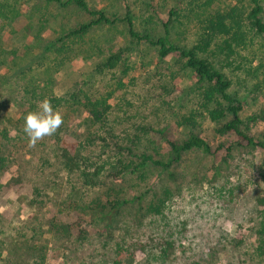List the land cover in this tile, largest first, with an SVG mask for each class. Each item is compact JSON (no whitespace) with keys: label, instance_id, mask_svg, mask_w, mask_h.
Masks as SVG:
<instances>
[{"label":"rangeland","instance_id":"obj_1","mask_svg":"<svg viewBox=\"0 0 264 264\" xmlns=\"http://www.w3.org/2000/svg\"><path fill=\"white\" fill-rule=\"evenodd\" d=\"M86 1L92 8H106L109 15L116 13L121 17L126 12L125 3L130 4L136 29L155 36L164 32L162 21L150 6L156 5L163 19L167 18L168 8L177 7L181 16L173 22L171 39L188 46L198 42L206 14L205 10L196 8L199 2L190 3V0ZM206 1L209 11L239 0ZM260 2L264 19V0ZM7 3H14L21 12L10 25L0 18V47L7 52V58L15 57L18 68L32 66L38 83L48 78L53 93L68 102L53 107L62 116L57 131L31 144L23 132V117L37 109L29 108L21 88L9 87L10 74L9 80H0V156H5L8 168L0 180H6L10 170L18 167L23 180L20 189L17 185L10 191L4 186L0 192V264H117V261L127 264L134 242L147 241L149 235H169L177 241V249L168 257V264H251L246 263L243 253L247 244H255L250 233L258 224L259 210L263 208L260 202L264 195V149L240 147L230 152L219 150L213 155L191 151L174 166L175 178H170L162 168L148 166L143 171L144 177L138 171L125 179L108 176L99 186L80 184L75 175L60 168L57 151L59 147L72 148L79 136L90 134L85 126L75 136L67 130L85 119L82 101L86 96L93 100L107 98L111 105L106 123L91 128L93 137L96 134L106 139L105 142L101 138L93 147L99 149L102 159L116 161L118 152L103 147L114 142L128 143L137 152L164 156L158 136L163 128H169L180 138L195 129L214 148L221 144L230 146L235 137L215 133L216 124L203 107L201 89L186 74L182 62L173 63L171 57L160 58L155 46L141 41L124 55L118 67L102 69L101 62L111 49L130 45L124 21L95 27L80 42L64 37L70 49L46 52L43 47L48 41L88 23L91 16L75 6L0 0L1 6ZM41 27L46 30L42 31ZM37 32L40 41L35 38L39 37ZM34 42H39V46L33 45ZM27 45L33 47L28 50ZM253 50V54L241 53L239 68L235 66L237 62L225 68L232 81L230 91L242 101L243 119L264 111L261 34L257 33ZM42 55L45 56L40 58ZM11 71L5 64L0 69V73ZM191 115L196 121L194 126H178L179 120ZM252 125L254 134L264 139V122ZM166 190L170 191L167 208L163 214L151 216L145 210L150 203L164 198ZM142 194L141 203L132 200ZM66 205L69 208L64 210ZM78 206L82 210L76 211ZM73 208L80 216L72 213ZM59 214L66 215L65 219L70 221L80 219L81 227H86L88 232L78 236L64 227H55ZM241 239L245 243L236 245ZM118 247L122 249L120 252ZM144 260L145 256L136 254V263Z\"/></svg>","mask_w":264,"mask_h":264},{"label":"trees","instance_id":"obj_2","mask_svg":"<svg viewBox=\"0 0 264 264\" xmlns=\"http://www.w3.org/2000/svg\"><path fill=\"white\" fill-rule=\"evenodd\" d=\"M32 1L36 3H54L60 7L75 6L81 8L86 14L91 16V20L88 23H82L79 27L70 29L63 37L48 41V44L43 47L44 51L64 52L70 49L64 37H71L74 43L80 42L95 27L114 26L118 22L124 21L128 26L131 46L127 45L117 50L111 49L109 55L101 62L102 69H114L118 67L122 63L124 55L141 41L155 46L158 49L160 58L171 57L173 63L182 62L186 74L201 89L200 98L203 107L207 110L209 119L216 124L215 133L219 136H228L230 134L235 137L233 144H230V146L225 147V145L221 144L214 148L207 138L195 129L189 130L184 138H180L178 134L170 131L169 128H163L158 131V136L163 143L164 156L157 157L153 153L146 151L137 152L128 143L120 144L119 142H114L112 145L105 143L103 147L109 149V151L114 148L118 152L116 161H110L107 157L102 159L101 155H99L102 153H99V149H93V147L97 145L96 142L101 138L104 141L106 139L96 134L93 137L91 128L95 126L99 127L106 123L111 105L107 98L102 97L93 100L86 96L82 101L85 119H82L75 127L74 125H70L67 130L75 136L76 132H80L81 127L85 126L86 131L90 132V134L85 133L82 137H78L77 135L76 145H73L72 148L59 147L57 151L60 168L68 174L75 175L80 184L87 187L99 186L108 176L112 179H125L130 175H135L138 171L140 172V176L144 177L143 171L148 166L162 168L168 172L170 178H175L174 166L182 160L186 153L191 151H200L206 155H213L219 150L230 152L233 148L240 147L264 149V139L254 134L252 129V123L264 122V111L253 117L243 119L241 116L242 101L235 96V93L230 91L232 81L225 72V68L235 65L236 62L238 65L235 66H239L241 53H254V39L257 37V33L261 34L264 38L263 7L260 0H246V3H244L245 0H239L238 2L229 1L209 11H207L208 7H205L207 5L206 0H190V3L194 1L199 2L196 4V8L199 10L203 9L206 13L201 27L202 31L200 29L199 40L192 46L182 45L171 39L173 22L181 16V10L177 7L168 8L166 11L167 18L163 19L160 12L156 9V5L150 6V10L162 21L164 32L161 36H155L148 32L142 34L136 29L135 15L130 4L127 3H125V15L121 17L116 13L109 15L106 8H92L86 0ZM208 1L214 2V0ZM0 8H2L0 10V18L4 22L6 20L9 21L7 25L12 24V21L20 16L21 11L14 6V3H7L2 6L0 4ZM40 18L45 20L44 17ZM190 18V15H188V19ZM41 28L42 31L46 30V27ZM39 34L40 32H37L36 36L39 37H35L37 41H40ZM58 42L61 43L59 47L57 46ZM35 43L33 45L39 46V42ZM33 45H27L26 47L29 50ZM7 55V52L0 47V69L5 64V67L12 70L11 73H0V80L3 82L5 79L9 80L10 74L12 85L9 87L11 89L17 87L22 89L25 102L29 103L31 110L38 109V104L45 98L48 99L52 107H59L68 102L63 97L53 93L48 78L43 79L42 83H38L37 80L39 79L33 73L34 69L32 66L26 67L28 65H25L24 69L18 68L19 64L15 57L10 60L7 58ZM44 56L42 55L40 58ZM120 84L122 85L123 83ZM193 116L183 117V119L178 121V126H194L196 121ZM262 138H264V131ZM105 149H103V152L106 151ZM129 157L132 159L127 161L126 158ZM5 161V156H0V179L2 178L1 175L4 174L3 172L8 169L5 166ZM218 169L220 172V168ZM262 174L264 180V170ZM21 184H23L22 173L19 167L13 168L10 170L9 177L6 180H0V192L4 186L9 188L10 191H13L17 185L20 189ZM169 195L170 191L166 190L164 198H160L157 203H150L148 208H145V211L150 213L151 216L153 214H163L164 209L167 208L165 204L170 200ZM143 198L142 194L134 197L132 200H137L141 203ZM262 198L260 203L263 208L259 210V222L251 229L250 233L255 239V244H247L245 246L246 250L243 253L246 263L264 264V195ZM123 202L127 203L128 201ZM68 208L69 205H66L63 209L66 210ZM77 209L82 210L79 206L76 208V211ZM74 211L75 209L73 208L72 213H75ZM75 214L76 216H80L79 212ZM59 215L57 216L55 227H64L70 233L78 236H82L88 232L86 227H81L80 219L70 221L69 219H65L66 215ZM227 239L230 244V239L228 237ZM146 240L134 242L130 249L131 258L128 262L126 261L127 264H139L135 261L136 254L145 256V260L141 264H168V257L170 254H175V250L177 249V241L169 235H149L146 237ZM240 243H245L244 239L239 240L236 245H240ZM121 250L120 247L117 248L118 252ZM1 256L2 253L0 252V258ZM121 263V261H117V264Z\"/></svg>","mask_w":264,"mask_h":264},{"label":"clouds","instance_id":"obj_3","mask_svg":"<svg viewBox=\"0 0 264 264\" xmlns=\"http://www.w3.org/2000/svg\"><path fill=\"white\" fill-rule=\"evenodd\" d=\"M23 120V132L31 144L54 134L62 124L61 114L53 109L46 98L38 104L36 111L25 114Z\"/></svg>","mask_w":264,"mask_h":264}]
</instances>
